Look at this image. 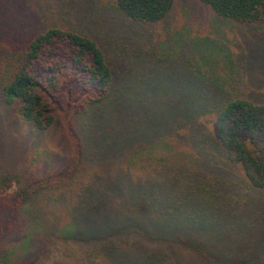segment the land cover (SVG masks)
<instances>
[{"label":"trees","instance_id":"16d2710c","mask_svg":"<svg viewBox=\"0 0 264 264\" xmlns=\"http://www.w3.org/2000/svg\"><path fill=\"white\" fill-rule=\"evenodd\" d=\"M193 1L237 24H264V0ZM175 5L113 0L120 25L0 33L3 240L12 235L13 246L24 236L31 247L58 203L70 212L68 231L78 218L98 228L93 237L105 235L111 262L122 244L140 241L138 264H186L189 255L240 264L241 254L264 264L237 226L251 220L264 244V91L240 89L237 74L216 78L214 44L177 52L176 42L161 41L174 29L163 35L156 26ZM110 229L124 240L111 241ZM27 251L12 261L0 251V264H36Z\"/></svg>","mask_w":264,"mask_h":264},{"label":"rangeland","instance_id":"374dc122","mask_svg":"<svg viewBox=\"0 0 264 264\" xmlns=\"http://www.w3.org/2000/svg\"><path fill=\"white\" fill-rule=\"evenodd\" d=\"M113 0H0V33L5 35L11 28L25 27L24 30L44 31L52 27L50 23L55 22L62 26H67V21H71L72 25L81 28L83 31L91 30L89 23L91 20H96L97 24L106 25V27L116 26L123 23L120 13L113 11L110 5ZM60 7L63 11L67 10L68 14L64 18H59L60 14L56 13ZM166 22L156 26L157 30H161L163 35L167 33L165 27L174 29L170 33L168 39H160L161 41L171 40L176 42V46L187 48L200 46L199 44L208 43L217 49L220 62L211 60V54L206 52L207 59L211 60V65L216 71V78L222 81H231L232 75L239 76L238 85L246 91L245 87H252L254 90L258 88L264 91V24H237L230 19L220 18L208 6L193 0H176V5L168 17ZM62 20H65L63 23ZM85 22H84V21ZM27 23V24H26ZM179 29V30H177ZM96 31V26H93ZM164 30V31H163ZM10 31V30H9ZM12 31V30H11ZM206 37L205 41L199 40V37ZM159 39V38H158ZM210 46H207L210 48ZM182 49V48H181ZM244 54V60L240 57ZM214 58V57H213ZM248 61V62H247ZM253 64L254 68H251ZM247 65V66H246ZM242 66H244L242 68ZM246 66V67H245ZM250 79L254 80L253 82ZM256 83V84H255ZM263 94V93H261ZM11 121V119H10ZM10 125V124H9ZM0 123V136L2 134ZM58 134L63 135L62 129L57 128ZM55 137V136H54ZM180 144V142H179ZM50 150L58 152L62 156H66L67 151L61 144L56 141L49 143ZM184 145L181 144L180 147ZM26 146L19 141L18 155H22ZM12 150V149H11ZM0 164L7 165L5 161L0 160ZM144 174V171H140ZM42 201L37 202V206L42 207ZM54 208L52 214L45 216V219L50 220L53 225L47 224L39 232L38 235H33V244L27 246L24 236L21 242L10 244V239L3 240L0 237V251L5 258L12 261V258L18 259L19 254L27 253L28 248L33 250L30 253V258L36 260V264H138L139 263V242L135 241L131 244H122V248L117 249L113 262L110 261L107 253H110L105 235L101 237H93L97 233L98 228L91 229L90 224H84L77 220V224L70 223L71 232L67 230V224L71 222L70 212L65 207ZM252 221L247 220L245 229L240 221L237 226L243 232L245 237V245L253 243L254 249L262 252L264 255V244L256 243L254 239L262 234L261 230H251ZM94 231V232H93ZM30 229L23 228L22 234H30ZM110 234L109 239L113 242L123 241V235L120 232H115L113 229L106 230ZM160 237L159 232L156 234ZM98 241H93L97 240ZM102 239V240H101ZM143 241V239L140 237ZM153 246V245H151ZM232 246H235L232 244ZM263 257V256H261ZM240 264H250L253 262V256L239 255ZM239 261V262H240ZM264 263V261H262ZM186 264H199L197 260L189 255Z\"/></svg>","mask_w":264,"mask_h":264}]
</instances>
